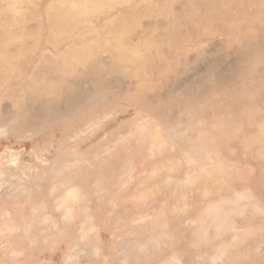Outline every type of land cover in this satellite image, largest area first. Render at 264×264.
I'll use <instances>...</instances> for the list:
<instances>
[{
  "label": "rangeland",
  "instance_id": "1",
  "mask_svg": "<svg viewBox=\"0 0 264 264\" xmlns=\"http://www.w3.org/2000/svg\"><path fill=\"white\" fill-rule=\"evenodd\" d=\"M0 264H264V0H0Z\"/></svg>",
  "mask_w": 264,
  "mask_h": 264
},
{
  "label": "bare ground",
  "instance_id": "2",
  "mask_svg": "<svg viewBox=\"0 0 264 264\" xmlns=\"http://www.w3.org/2000/svg\"><path fill=\"white\" fill-rule=\"evenodd\" d=\"M39 151V150H38Z\"/></svg>",
  "mask_w": 264,
  "mask_h": 264
}]
</instances>
